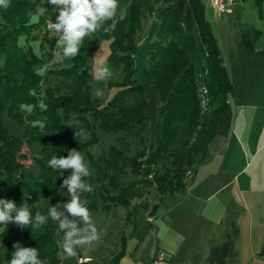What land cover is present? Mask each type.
Instances as JSON below:
<instances>
[{
	"label": "trees",
	"instance_id": "1",
	"mask_svg": "<svg viewBox=\"0 0 264 264\" xmlns=\"http://www.w3.org/2000/svg\"><path fill=\"white\" fill-rule=\"evenodd\" d=\"M124 2L125 15L105 21L93 38L85 37L79 54L61 67L50 66L62 50L48 27L56 11L47 0H8V7L0 8V58H5L0 65V199L26 202L33 215L37 211L46 215L49 207L60 205L66 189L63 180L71 172L54 170L47 161L77 149L90 166L86 178L92 189L86 199L89 212L120 205L127 209L126 223L135 227L147 214L156 215L166 196L184 194L188 172L206 160L217 136L232 132L230 73L207 18L205 0ZM257 2L261 5L264 0ZM155 13L159 27L150 45L146 83L139 84V32ZM243 37L250 45L249 33ZM103 40L110 41L103 64L107 75L97 78L90 55ZM98 81L116 89L109 100L98 93ZM148 86L160 99L157 137L151 143ZM7 119L24 128L22 136L11 132ZM81 132L86 141L78 139ZM102 133H125L129 143L127 151L111 146L104 167L97 163L95 151ZM36 142L41 149L31 190L20 170L32 155L30 145ZM152 193L159 198L153 206ZM16 195L21 198L16 200ZM79 226L84 225L79 221ZM57 229L50 218L33 229L9 222L0 230V240L10 247L4 264L17 241L38 248L46 264H59ZM238 234L233 225L226 240L212 246L205 264L235 261ZM260 255L264 258V246ZM95 264H120V260L117 256Z\"/></svg>",
	"mask_w": 264,
	"mask_h": 264
},
{
	"label": "rangeland",
	"instance_id": "2",
	"mask_svg": "<svg viewBox=\"0 0 264 264\" xmlns=\"http://www.w3.org/2000/svg\"><path fill=\"white\" fill-rule=\"evenodd\" d=\"M207 4V18L210 21L214 36L216 37L223 51L225 64L228 68L232 91L229 95V101L233 107V125L232 130L238 124L241 132L250 131L251 151L264 144V2L260 5L257 0H236L232 13L224 12L219 20ZM126 3L119 0V7L113 18L117 19L125 15ZM159 27L157 14L152 15L139 32V48L136 55V79L139 84L146 83L145 70L148 67V58L150 45L156 39ZM251 37L250 45L244 41V34ZM54 39L56 34L52 32ZM238 48V49H237ZM237 49V51H236ZM110 53V41L103 40L90 55L93 65V72L98 78L104 73L103 64ZM4 56L0 58V65L4 63ZM71 64V59L63 60L59 53L51 66H66ZM97 91L103 100H109L110 90L105 82L98 81ZM110 89V90H109ZM147 115H148V141L155 142L157 137V124L159 118L160 99L158 93L150 86L147 88ZM7 126L14 134L22 136L24 128L7 119ZM249 123V124H248ZM242 124V125H241ZM247 136V138H248ZM149 143V144H150ZM111 146L127 151L129 147L128 138L125 133L118 135L111 133H102L99 144L96 146V161L103 167L105 166V154ZM29 160L23 161L26 165L20 170L22 180L30 185V189L35 188L37 180L36 159L40 157L41 146L38 142L30 145ZM249 151V147H247ZM264 149V148H263ZM29 153V151L27 150ZM264 171L259 170L256 176V183L264 188ZM190 176V175H188ZM189 180V177H188ZM88 183V179H85ZM88 192L82 195L86 202ZM240 196V195H239ZM19 200L21 196L14 197ZM239 198V197H238ZM70 199L67 194V188L64 191L61 212L66 214L62 205ZM150 203L153 206L159 202L155 193L149 196ZM240 199V198H239ZM216 201V200H215ZM127 209L123 206H114L110 211L102 207L90 212L92 223L96 229V239L84 245L74 247V255H67L63 249L64 233L57 229V239L60 247L59 264H79V257H88L90 262L85 264L103 263L119 256L120 264H133L142 262L156 251L166 252V260H169L171 253L178 255V260L172 264H204V254L198 253L194 258H190L192 252L189 251L190 239L187 236L190 233L187 228V191L184 194L168 195L161 203L157 213L156 222H150L147 214L138 224L136 231L134 225H128L126 222ZM154 216V215H153ZM69 220L73 218L69 216ZM79 225V219L74 221ZM243 228V244H238V257L229 264H264V258L260 255L263 248L264 237H261L262 222L259 221L254 228V245L249 244V227ZM260 225V226H259ZM84 227V226H83ZM0 251H3V257L6 259L10 252L8 242L0 240ZM179 253V254H178ZM169 264V262L167 261Z\"/></svg>",
	"mask_w": 264,
	"mask_h": 264
},
{
	"label": "crops",
	"instance_id": "3",
	"mask_svg": "<svg viewBox=\"0 0 264 264\" xmlns=\"http://www.w3.org/2000/svg\"><path fill=\"white\" fill-rule=\"evenodd\" d=\"M207 1L209 4L210 0ZM210 6L216 14L215 8ZM113 91L116 92V89L112 88L110 95ZM247 128L241 132L237 124L228 136H217L209 146L206 160L190 175L186 188L187 228L190 229L187 239H190L188 249L192 252L190 258L203 253L206 260L212 246L221 245L233 225L239 229L237 248L238 244L244 243L245 222L249 227L248 240L251 246L254 245V228L259 221L262 222L261 237H264V188L261 189V185L256 183L259 170L264 171V144L251 151L248 136L251 132ZM157 217L150 215L148 219L153 218L150 220L153 223ZM156 252L149 259L133 264L152 262ZM177 260L178 255L171 253L167 261L172 264Z\"/></svg>",
	"mask_w": 264,
	"mask_h": 264
},
{
	"label": "clouds",
	"instance_id": "4",
	"mask_svg": "<svg viewBox=\"0 0 264 264\" xmlns=\"http://www.w3.org/2000/svg\"><path fill=\"white\" fill-rule=\"evenodd\" d=\"M56 11L55 20L49 25L50 31L57 37V46L62 50L61 59L69 60L76 57L85 37L93 38L102 24L113 18L119 7V0H47ZM8 7V0H0V8ZM104 75H107L105 72ZM77 134V133H76ZM80 142L86 141L87 136L81 132L77 135ZM47 166L64 172L71 170L70 175L63 180L62 187L67 188L70 196L68 202L62 207L64 212L58 209L61 205L49 207L46 215L37 211L34 215L29 205L24 202L17 204L12 199H0V230L8 227L12 222L21 228L31 226H43L49 218L56 222L60 231L64 233L63 249L69 256L74 255V247L84 245L96 239V229L92 223L89 209L82 195L90 192L91 185L85 182L90 176V166L85 156L77 149H71L67 156L53 155ZM69 216L73 218L69 220ZM79 219L84 227H80L76 221ZM14 251L8 264H46L40 258L38 248L25 247L19 241L13 245ZM4 252L0 251V257ZM5 259H0L4 264Z\"/></svg>",
	"mask_w": 264,
	"mask_h": 264
},
{
	"label": "built area",
	"instance_id": "5",
	"mask_svg": "<svg viewBox=\"0 0 264 264\" xmlns=\"http://www.w3.org/2000/svg\"><path fill=\"white\" fill-rule=\"evenodd\" d=\"M210 4L215 8L216 15L220 20L224 12L232 13L236 4V0H210ZM52 23L53 22H50L48 24V27ZM188 175H191V172H188ZM150 220L152 221L153 218H150ZM166 257H167L166 252L159 250L156 252L153 261L148 264H168ZM89 260L90 258L88 257L85 258L79 257L78 262L79 264H85L87 262H90Z\"/></svg>",
	"mask_w": 264,
	"mask_h": 264
}]
</instances>
